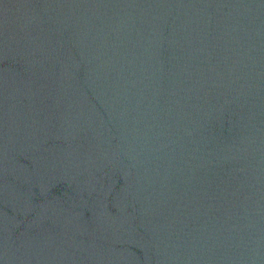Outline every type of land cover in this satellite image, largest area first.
I'll list each match as a JSON object with an SVG mask.
<instances>
[{"label":"water","instance_id":"95a60500","mask_svg":"<svg viewBox=\"0 0 264 264\" xmlns=\"http://www.w3.org/2000/svg\"><path fill=\"white\" fill-rule=\"evenodd\" d=\"M0 264H264V0H0Z\"/></svg>","mask_w":264,"mask_h":264}]
</instances>
